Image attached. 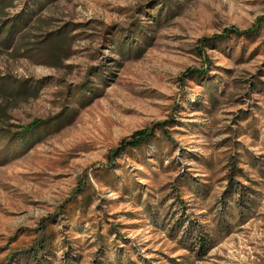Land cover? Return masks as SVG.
I'll list each match as a JSON object with an SVG mask.
<instances>
[{
  "label": "rangeland",
  "instance_id": "1",
  "mask_svg": "<svg viewBox=\"0 0 264 264\" xmlns=\"http://www.w3.org/2000/svg\"><path fill=\"white\" fill-rule=\"evenodd\" d=\"M21 14L0 264H264V0H12L0 27Z\"/></svg>",
  "mask_w": 264,
  "mask_h": 264
},
{
  "label": "trees",
  "instance_id": "2",
  "mask_svg": "<svg viewBox=\"0 0 264 264\" xmlns=\"http://www.w3.org/2000/svg\"><path fill=\"white\" fill-rule=\"evenodd\" d=\"M1 8L0 11L12 5V0H0ZM24 15V14H23ZM22 14L17 19L18 23L14 21H10L7 25H3L0 27V47H4L6 49L11 48L14 44L23 43L19 38H23L20 36V25L28 21L31 17H24ZM264 21V17L259 18V21ZM258 27V26H257ZM255 28H250L248 30H238L236 28H227L225 32L221 35H216L213 37H205L200 40L201 44H207L210 42H214L216 40H224L230 37L231 35H251L256 30ZM205 70H200L197 68L187 69L184 72V76H198L205 74ZM37 87H30V85L26 84V81H19L15 79H11L10 76L0 75V123L3 125L5 121L9 118L7 114V105L11 98L19 101L25 95L34 96L37 93ZM23 99V98H22ZM47 122L46 119H34L29 124L25 126H18L19 131L16 133L21 138L26 136L27 133L33 132L38 127L42 126ZM165 122L155 123V126H159L163 128ZM4 126L0 127V130L6 132ZM154 137L153 127H147L143 129H138L134 131L132 134L122 139L116 147L114 158L124 153L127 149L138 148L143 143L148 142L151 138ZM203 245V244H202Z\"/></svg>",
  "mask_w": 264,
  "mask_h": 264
}]
</instances>
